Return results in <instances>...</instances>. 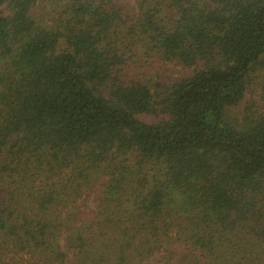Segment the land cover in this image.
<instances>
[{"label": "trees", "instance_id": "obj_1", "mask_svg": "<svg viewBox=\"0 0 264 264\" xmlns=\"http://www.w3.org/2000/svg\"><path fill=\"white\" fill-rule=\"evenodd\" d=\"M260 69L264 0H0V264H264Z\"/></svg>", "mask_w": 264, "mask_h": 264}, {"label": "rangeland", "instance_id": "obj_2", "mask_svg": "<svg viewBox=\"0 0 264 264\" xmlns=\"http://www.w3.org/2000/svg\"><path fill=\"white\" fill-rule=\"evenodd\" d=\"M127 8L131 9V14L134 16V13L137 10L135 3L127 5ZM6 12V8L4 9ZM131 24V23H130ZM129 25V24H128ZM133 67V75H140L142 78H148L150 80L161 79L164 81L167 80H178L190 75L192 72L191 69L178 65L176 63L164 62L159 59V57L153 54L151 57L147 55H141L138 57L137 61L128 62ZM129 70V67H128ZM264 69L257 71L252 77V82L249 85L247 95L241 104L233 109V114L237 118H241L247 114H263L264 113ZM143 119L149 122L159 121L156 115L143 116ZM94 198L89 200L90 210H94Z\"/></svg>", "mask_w": 264, "mask_h": 264}]
</instances>
